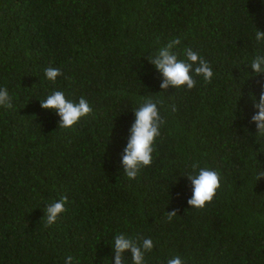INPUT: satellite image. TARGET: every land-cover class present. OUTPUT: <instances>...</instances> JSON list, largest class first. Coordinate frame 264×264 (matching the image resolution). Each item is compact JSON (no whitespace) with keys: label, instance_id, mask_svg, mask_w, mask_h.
<instances>
[{"label":"trees","instance_id":"1","mask_svg":"<svg viewBox=\"0 0 264 264\" xmlns=\"http://www.w3.org/2000/svg\"><path fill=\"white\" fill-rule=\"evenodd\" d=\"M256 29L264 0H0V87L13 103L0 107V264H114L118 233L153 240L146 264H264V140L249 123L264 84L249 68L264 54ZM175 37L180 59L191 48L210 64L211 83L160 88L147 58ZM49 66L63 72L55 83ZM55 90L93 113L59 128L40 106ZM149 97L166 123L153 163L129 180L122 154ZM194 161L222 177L203 210L187 204Z\"/></svg>","mask_w":264,"mask_h":264},{"label":"clouds","instance_id":"2","mask_svg":"<svg viewBox=\"0 0 264 264\" xmlns=\"http://www.w3.org/2000/svg\"><path fill=\"white\" fill-rule=\"evenodd\" d=\"M255 40L257 43L264 42V31L256 29ZM181 44L180 37L169 40L159 47L147 60L154 66V69L163 77L160 88L167 91L169 87L192 90L197 85V78L202 77L205 84L211 83L214 72L210 64L196 51L185 48L184 59H180L174 49ZM249 68L258 76H264V54L257 53L250 62ZM45 77L55 83L63 72L58 67L49 66L44 71ZM239 97L241 91H238ZM253 101L254 114L249 123L256 128L257 142L264 140V84L261 85V92L257 100L255 95H251ZM160 101L152 98L144 99V102L133 112L135 121L129 129L127 145L122 154V165L124 173L129 180L137 178L138 174L145 167L153 163V153L156 148L157 138L161 136V128L165 125V118L161 115L158 107ZM43 110H51L59 117L58 127L61 129H72L81 119L93 113L92 106L83 97L78 102L70 100L63 91L55 90L40 100ZM0 107L12 109V97L6 88L0 87ZM175 111V106H171ZM264 147V146H262ZM186 178L191 184V198L187 200L190 208L203 210L207 204L211 203L221 189V174L208 166L201 167L198 161L191 164V172L186 174ZM264 178V171L257 173L256 179ZM67 197H62L47 205L45 209L46 222L48 225L56 223L58 217L66 211ZM178 210L167 212V220L170 222L177 216ZM151 238H145L139 234L130 237L123 233L114 236L112 246L114 253V264H127L126 252L131 254L132 264H146V253H150L154 248ZM79 264L75 257L69 255L65 257V264ZM167 264H185V261L176 255L167 261Z\"/></svg>","mask_w":264,"mask_h":264}]
</instances>
